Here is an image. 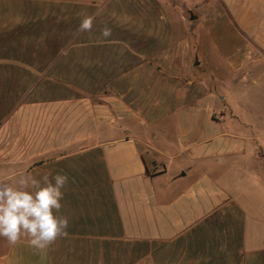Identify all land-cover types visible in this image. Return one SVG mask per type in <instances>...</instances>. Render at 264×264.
Segmentation results:
<instances>
[{
    "label": "crops",
    "instance_id": "crops-1",
    "mask_svg": "<svg viewBox=\"0 0 264 264\" xmlns=\"http://www.w3.org/2000/svg\"><path fill=\"white\" fill-rule=\"evenodd\" d=\"M158 2L0 0V170L69 177L68 235L0 237V264H264V0L198 9L242 85L230 111Z\"/></svg>",
    "mask_w": 264,
    "mask_h": 264
},
{
    "label": "clouds",
    "instance_id": "clouds-1",
    "mask_svg": "<svg viewBox=\"0 0 264 264\" xmlns=\"http://www.w3.org/2000/svg\"><path fill=\"white\" fill-rule=\"evenodd\" d=\"M103 12V7L85 16L79 25L80 32H91L95 19ZM112 35L111 28L105 26L101 36ZM9 174L0 170V237L9 246H14L22 237L38 250L50 249L58 239L68 235L69 218L59 215L68 185L67 174L57 173L34 176H20L10 182Z\"/></svg>",
    "mask_w": 264,
    "mask_h": 264
},
{
    "label": "rangeland",
    "instance_id": "rangeland-1",
    "mask_svg": "<svg viewBox=\"0 0 264 264\" xmlns=\"http://www.w3.org/2000/svg\"><path fill=\"white\" fill-rule=\"evenodd\" d=\"M165 9L169 23L175 27V41L179 42L184 39L187 41L190 48L189 56L186 64L194 77H206L210 79L214 86L215 82L221 79V85L218 90L221 91V96L226 99V107L228 111L232 109L237 100V94L243 90L239 82H233V78L229 75V68L225 63V59L221 55L217 46L212 41L207 40L201 29L198 27L199 12L198 9L204 10V0H157ZM190 14L197 17V20L190 21ZM198 65L195 66V62ZM179 64V62H176ZM224 77V78H223ZM240 95V94H239ZM250 122H264V114L246 116ZM151 171V170H150ZM59 251L74 250V251H89L90 242H77L59 245ZM64 261H69L65 258L54 259L53 264H62ZM75 262L74 260H72ZM82 261H85L84 259ZM81 261V262H82ZM78 263V262H75Z\"/></svg>",
    "mask_w": 264,
    "mask_h": 264
},
{
    "label": "water",
    "instance_id": "water-1",
    "mask_svg": "<svg viewBox=\"0 0 264 264\" xmlns=\"http://www.w3.org/2000/svg\"><path fill=\"white\" fill-rule=\"evenodd\" d=\"M189 19H190V21H195V20H197V17L192 15V14H190V18ZM194 65L197 66L198 62L196 61Z\"/></svg>",
    "mask_w": 264,
    "mask_h": 264
}]
</instances>
